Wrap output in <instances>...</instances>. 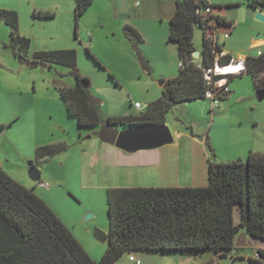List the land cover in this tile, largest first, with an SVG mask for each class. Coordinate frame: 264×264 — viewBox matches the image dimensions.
<instances>
[{
    "label": "rangeland",
    "instance_id": "374dc122",
    "mask_svg": "<svg viewBox=\"0 0 264 264\" xmlns=\"http://www.w3.org/2000/svg\"><path fill=\"white\" fill-rule=\"evenodd\" d=\"M139 5L133 0H94L78 19L77 0H0V9L18 13L19 33L31 41L28 51L13 44L12 29L0 18V125L6 126L0 134V167L45 198L96 262L109 248L108 242L96 237L98 231L108 234L110 230L108 190L150 185L159 179L128 164L109 167L107 154L101 149L106 144L98 137L100 128H79L61 90L76 87V69L90 79L92 96L102 102L108 116L140 115L146 109L138 110L136 102L148 105L162 97L161 83L179 75L180 63L170 65L166 46L149 45L146 37L140 39L127 27L145 24L153 39L161 37L152 22L136 18L144 1L139 0ZM37 13L54 17H36ZM259 13L264 14V7L254 16V33L264 36V22L256 19ZM237 31L218 29L223 48L237 41ZM240 31L243 37L238 45L246 48L251 35H245L249 33L245 28ZM225 34L231 40H225ZM193 42L196 52L202 54L199 26L195 27ZM60 51L70 53L60 60L40 57ZM229 89L232 95L215 107L209 99L192 101L176 105L167 115L166 126L174 142L156 150L171 161L167 179L171 186H207L210 162H246L251 150L264 148V100L259 101L252 76H233ZM178 133L195 138L199 145L190 144L187 138L178 139ZM44 146H53L54 154L38 153ZM113 149L125 157L138 153ZM30 163L41 173L39 183L29 176ZM213 255L136 251L125 254L116 264H135L131 256L141 264L229 263L214 258L210 263Z\"/></svg>",
    "mask_w": 264,
    "mask_h": 264
},
{
    "label": "trees",
    "instance_id": "16d2710c",
    "mask_svg": "<svg viewBox=\"0 0 264 264\" xmlns=\"http://www.w3.org/2000/svg\"><path fill=\"white\" fill-rule=\"evenodd\" d=\"M188 1H177L168 39L177 44L183 68L177 78L164 82L162 97L148 104L140 115L108 116L101 106L90 104L91 81L75 69L76 87L61 90V96L79 128L99 129L104 124L128 129L165 125L176 105L206 99L205 72L214 68L217 60L224 66L233 59L223 55L218 29L232 28L233 24L215 16H208L205 21L202 16L189 18L185 12ZM193 1L196 8L209 5L205 0ZM92 4L93 0H77V18ZM243 4L257 10L264 7V0L234 6ZM35 16L54 17L50 13ZM0 18L11 27L13 44L28 51L31 41L19 33L18 13L0 9ZM208 23H216V38L207 37ZM196 26L203 32L201 68L194 58ZM69 53H42L40 57L60 60ZM245 63L256 91L263 90L264 50L257 57H247ZM231 81L229 77L228 85ZM143 152L150 151L138 153ZM208 175V185L202 187L109 189V248L96 262L44 200L0 167V264H116L125 254L136 251L213 252L227 258L242 230L264 242V153L250 152L246 162H210ZM253 262L264 264V250L258 251V259Z\"/></svg>",
    "mask_w": 264,
    "mask_h": 264
},
{
    "label": "crops",
    "instance_id": "0c3cea01",
    "mask_svg": "<svg viewBox=\"0 0 264 264\" xmlns=\"http://www.w3.org/2000/svg\"><path fill=\"white\" fill-rule=\"evenodd\" d=\"M130 1L132 2V0ZM133 1H135V6L140 8L141 5H139V0H133ZM142 1H144L145 6L143 7V9L139 11L136 18L138 17L139 19H141V21H147L149 23L152 22L153 25L157 28V31L158 29H160L161 37L156 38V40L153 39V37L151 36L152 32L150 31L148 32L147 29H149V27L148 25H145V24L140 25V27L135 26V25L133 26L127 25V27H131L130 29L132 33H134L140 39H143L142 36L146 37L148 41L147 44L149 45H154V46L157 45V46H160V48H165L166 46V48L170 50V54L168 58L170 61L169 62L170 65L178 61L180 63L177 44L169 42L168 40L170 31H171L170 23H171V20L175 16L178 0H142ZM205 1L214 8L215 17L222 18L228 23L233 24L232 28L225 27V30H230V29L238 30L237 31V34H238L237 41L233 42L232 44H229V47L227 49L222 47L224 51L223 55H230L233 57V59L246 60L247 57H257L261 54V52L264 50V36H257L258 34L261 35V33H256V34L254 33V27H255L254 26L255 24L254 16L256 15L257 10L250 8L249 6L245 4L240 5V6H234L239 3H246L250 0H205ZM236 10H241L242 13L238 15ZM19 25H20V21H19ZM243 28H245L246 31L249 32V33H245V35H248V34L251 35V38H249V44L248 46H246V48H242L240 45H238L239 40L243 37L240 31ZM226 35H228L227 39L225 38ZM229 36H230L229 34H225L224 39L231 40L230 39L231 37ZM225 45L226 44H224V46ZM199 55H200V59L195 58V60L197 63L200 64L202 62V54H199ZM177 77L178 76H171L170 78H168V80L175 79ZM161 87H164V86L161 85ZM231 95H232V91H231L230 96ZM177 138L180 140L187 138L190 144L199 145L198 140L184 133H178ZM176 146H178V144H176ZM53 148H54L53 146H44L38 150V153L44 151L43 154L52 155L54 154ZM101 149L107 154L109 167L120 168L128 164L130 168L133 167V168H138L140 170H146L148 172H152V174L156 175L155 177L159 179L157 183L150 184V185L115 187V188L173 187L168 183V180H167L168 174L171 173V166H170L171 161H168L167 156H164L163 153H160L161 152L160 150L143 152V153L132 155L130 157H125L124 155H120L118 151H116L115 149H113L112 146H109L107 144L101 146ZM251 151L254 153H264V148L260 149L258 147L257 149L251 150ZM120 161H125V162L121 163ZM188 187H197V186H188ZM42 200H44L46 204L53 210V208L48 204L45 198ZM53 211L61 219V221L69 228V230L73 233L70 226L65 222V220L61 218V216H59V214L55 210ZM237 221H239V219ZM73 235L76 237L74 233ZM76 239L79 241L77 237ZM80 244L83 246L81 242ZM259 250H264V242L250 237L244 230H242L236 238L234 250L228 254L227 258H220L218 255L214 254L212 259L209 260V262L214 263V259H215L217 260L216 262L227 261L229 262L228 264H255L253 260L258 259ZM185 253H190V252H185ZM185 253L175 252V253H170V254L177 255V254H185ZM206 263L209 264L208 262Z\"/></svg>",
    "mask_w": 264,
    "mask_h": 264
},
{
    "label": "water",
    "instance_id": "95a60500",
    "mask_svg": "<svg viewBox=\"0 0 264 264\" xmlns=\"http://www.w3.org/2000/svg\"><path fill=\"white\" fill-rule=\"evenodd\" d=\"M186 15L189 18L196 17V6L193 0H189L185 6ZM256 19L264 22V14L259 13ZM194 58H199V53L195 52ZM164 85V82L161 83ZM257 97L260 102L264 100V89L257 92ZM90 104L93 106H101L102 102L96 97L90 98ZM6 130V126L0 125V134ZM98 137L100 141L109 146L115 147L129 154H134L141 151H151L170 145L174 142V137L171 130L166 125H148L143 127L126 129L119 131L111 124H104L100 127ZM29 176L35 183L41 181V173L34 166V163L29 164ZM91 218V215L87 217ZM97 239L106 243L108 241L107 234L97 232ZM206 252H202L204 255Z\"/></svg>",
    "mask_w": 264,
    "mask_h": 264
},
{
    "label": "built area",
    "instance_id": "2783aa9c",
    "mask_svg": "<svg viewBox=\"0 0 264 264\" xmlns=\"http://www.w3.org/2000/svg\"><path fill=\"white\" fill-rule=\"evenodd\" d=\"M196 16L204 17V21L208 16L214 15V8L211 5L208 6H200V8H196ZM216 23H208L206 26V34L208 38H216ZM228 38V35L225 36ZM201 68V63L199 64ZM183 68V65L180 63V69ZM247 67L245 60L242 59H232L228 65H221L219 60L216 61L214 68L209 69L205 72L204 78L208 87L206 92V99L211 100L213 103V107L220 101L221 98L230 94V89L228 85L229 77L242 75L246 73ZM135 107L143 111L147 110L148 105H142L139 102L135 103ZM42 186L46 187L42 184ZM130 261L135 264H141L140 261L136 260L133 256L130 257Z\"/></svg>",
    "mask_w": 264,
    "mask_h": 264
}]
</instances>
